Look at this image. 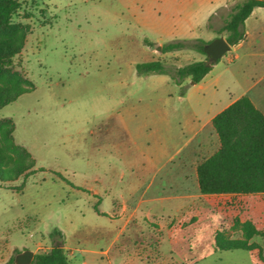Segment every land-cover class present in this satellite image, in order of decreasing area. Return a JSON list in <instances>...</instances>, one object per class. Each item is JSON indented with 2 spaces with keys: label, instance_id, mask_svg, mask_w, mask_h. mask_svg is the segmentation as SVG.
<instances>
[{
  "label": "rangeland",
  "instance_id": "1",
  "mask_svg": "<svg viewBox=\"0 0 264 264\" xmlns=\"http://www.w3.org/2000/svg\"><path fill=\"white\" fill-rule=\"evenodd\" d=\"M22 1L13 20L18 31L5 40L23 36V47L2 84L12 88L21 79L34 90L5 106L0 117L13 122L15 142L35 167L0 184V264L16 249L37 254L58 242L68 254H79L81 264H264V194L194 190L181 211L157 203L153 213L163 219H147L145 204L128 226L124 217L136 209H114L115 201L130 200L155 173L157 185L172 180L177 162L169 157L185 141L179 120L195 104L181 97L198 89L189 79L139 76L137 65L160 58L174 71L206 59L195 50L159 53L155 45L213 41L218 35L208 24L192 30L190 19L195 14L201 21L218 2ZM232 54L215 64L218 70ZM258 62L248 69L242 53L236 69L245 73L235 70L237 81L224 78L221 90L241 95L259 75ZM159 111L169 120L158 121L159 135L149 138L140 125H151ZM122 121L130 124V137ZM209 141L207 151L195 153L200 162L219 147L213 132ZM94 191L107 193L98 206L106 213L96 208ZM55 230L64 237L54 236ZM239 242L253 250H222Z\"/></svg>",
  "mask_w": 264,
  "mask_h": 264
},
{
  "label": "trees",
  "instance_id": "2",
  "mask_svg": "<svg viewBox=\"0 0 264 264\" xmlns=\"http://www.w3.org/2000/svg\"><path fill=\"white\" fill-rule=\"evenodd\" d=\"M22 0H0V112L20 96L34 90L29 83L19 79L12 88L4 83L10 72L13 58L23 47V36L18 42L5 39L15 30L13 20L22 8ZM256 8H264V0H234L224 18L223 26L216 31L218 36L225 35L231 46L238 45L246 38V20ZM208 27L212 29L211 23ZM212 41L196 40L193 43L176 41L162 47L163 54L195 50L206 59L169 69L166 62L158 59L137 65L139 76L170 75L176 82L189 79L199 84L213 70L205 47ZM218 63V62H217ZM213 127L218 135L220 147L210 157L202 160L197 167V181L203 195H256L264 194V113L243 96L217 115ZM14 124L0 117V184L14 182L35 167L28 150L16 144ZM14 156L16 158L14 159ZM35 173V172H32ZM54 236L64 237L60 230ZM64 242L55 244L49 251L37 253L33 264H72L64 249ZM247 250L253 248L245 243H233L222 250ZM21 251L15 250V254ZM16 256V255H15ZM13 256L6 264H15Z\"/></svg>",
  "mask_w": 264,
  "mask_h": 264
},
{
  "label": "crops",
  "instance_id": "3",
  "mask_svg": "<svg viewBox=\"0 0 264 264\" xmlns=\"http://www.w3.org/2000/svg\"><path fill=\"white\" fill-rule=\"evenodd\" d=\"M233 1L234 0H192V2H208L210 4L218 2L201 21L199 16L196 17L195 14H193L191 17L192 19H190L193 25L192 30H194L195 27H201L204 23L205 25L211 23V30L216 33V31L222 28L224 18L227 16ZM245 27L246 38L238 45L232 46L231 50L234 54L228 56V65L219 70L218 66L215 65L213 70L201 83L195 84L198 86L197 90H191L181 97L191 99L195 104L189 107V112H186L184 118L181 117L179 120V124L181 122L183 126L180 136L184 137L185 141L181 143L182 145L179 147L176 154L169 157V162H177L174 167L173 172L175 175L172 180L165 185H157L156 177L158 175L155 173L140 191H136L137 195L133 196L130 200L124 199L122 202L115 201L114 209H136L129 217H124L126 218L123 223L124 226H128L131 223L135 217V212L143 208L145 204H150L147 208L148 212L146 218L150 219L154 217L155 219L159 218L161 220L163 217L153 213V209L157 203H161V205L163 203H168L167 205L170 207L177 205L179 208H177V212H179L184 209V205L192 201L194 190L200 191L197 181V167L200 163V157L196 156L195 153L207 151V147L210 144L209 137L211 132L215 134L220 147L218 135L213 127V120L217 115L243 96H249L254 105L264 113V52H256L257 50H264V8H256L252 15L246 20ZM220 37L222 36H217L214 40ZM158 45L163 47L162 44H157L155 47ZM242 53L247 58L248 69L253 68L255 59H258V63L263 67L258 68L260 71L259 75L254 78L251 77L250 85L241 95H232L229 88L224 92L221 90V87L226 77H229L233 83L237 81L235 70L245 73L241 68L239 70L236 69L242 60ZM179 109L180 108H177V111ZM164 113L165 111L156 112V114L159 115L153 116L154 122L152 121L151 125H148L146 121L140 125L141 130L150 132V134H147L149 138L159 135L158 121L169 120L168 115ZM142 125H144V129ZM122 126L124 132L130 137L132 135L130 124L127 126V123L122 121ZM152 128H155V131H152ZM135 144H137L136 141ZM139 166H142V164L140 163ZM135 176L137 175L135 174ZM106 195V192L104 194L99 191L93 192V197L97 204L96 208L98 210L105 201ZM100 212L106 213V211ZM60 244L61 242L57 243V245ZM64 249L67 253L68 247L66 245H64ZM79 253H82V251ZM67 256L72 264H81L80 260H82V258H80L79 254L72 252V254L67 253Z\"/></svg>",
  "mask_w": 264,
  "mask_h": 264
},
{
  "label": "water",
  "instance_id": "4",
  "mask_svg": "<svg viewBox=\"0 0 264 264\" xmlns=\"http://www.w3.org/2000/svg\"><path fill=\"white\" fill-rule=\"evenodd\" d=\"M231 48L232 46L224 37H220L208 44L205 47V53L209 56V65L216 64L231 50ZM155 50L159 53L163 52L161 45L156 46ZM35 255V252L31 250L22 251L16 254L14 262L15 264H33Z\"/></svg>",
  "mask_w": 264,
  "mask_h": 264
}]
</instances>
